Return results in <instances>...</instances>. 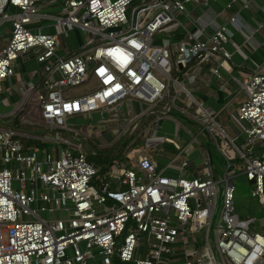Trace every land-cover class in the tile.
Listing matches in <instances>:
<instances>
[{
  "label": "built area",
  "instance_id": "obj_1",
  "mask_svg": "<svg viewBox=\"0 0 264 264\" xmlns=\"http://www.w3.org/2000/svg\"><path fill=\"white\" fill-rule=\"evenodd\" d=\"M132 1L0 0V29L9 27V36L0 40V92L3 82L16 74L15 64L33 57L42 65L43 90L31 86L24 97L34 93L40 116L54 133L49 140L62 143L55 157L39 146L26 147L23 130L0 125V162L22 165L0 166V264H264V231H259L264 230V150L252 148L256 141L264 145V70L260 66L241 80L233 78L246 96L230 114L245 137L246 152L180 78L191 66L204 65L219 76L232 56L225 49L232 34L229 26L245 36L248 46L253 32L236 13L210 33L196 27L186 39L156 44L157 32L181 26L177 15H186L193 0L141 2L135 6L141 9L134 27L129 24ZM53 2L59 4L55 31L45 32L38 25L39 12ZM248 7L244 2L241 9ZM74 27L83 32V45L59 56L61 37ZM88 75L93 90L80 96L64 92L82 85ZM182 94L186 100L178 103ZM134 99L147 107L127 124L135 127L140 116L151 114L156 121L172 118L176 112L197 124L206 145L172 118L177 131L191 133L178 146L175 159L182 160L171 162L176 175L165 174L155 158L145 156L135 168L115 164L119 187L110 188L108 182L95 186L96 168L84 148L68 138L75 132L68 118L106 110L117 119ZM164 139L146 141L150 145ZM208 144L223 155L221 165L212 160ZM193 149L201 157L196 175L187 172ZM239 175L250 183L249 198L258 199L262 218L254 213L240 217L235 209L233 179ZM36 182L41 190L33 187ZM58 210L67 215L46 219L39 214Z\"/></svg>",
  "mask_w": 264,
  "mask_h": 264
},
{
  "label": "crops",
  "instance_id": "obj_2",
  "mask_svg": "<svg viewBox=\"0 0 264 264\" xmlns=\"http://www.w3.org/2000/svg\"><path fill=\"white\" fill-rule=\"evenodd\" d=\"M145 1L146 0H137L134 7ZM244 2H248L249 7L247 9H241ZM263 2V0H212L205 4L201 0H193L191 3L187 4L186 15H177L181 26L175 29L159 31L153 36V42L156 44L166 42L176 43L179 40L186 39L188 33H196V27L201 28L205 33H210L217 25L227 24L229 18L238 13L240 21L253 32L250 37V46L245 44V36L240 31L229 26L232 34L225 44V49L231 52L232 56L226 65L219 71V76H214L209 69V65H204L191 66L187 74L180 78L182 79L181 83L200 101L202 106L211 113L216 114V123L223 129L225 134L233 140L236 147L245 152L247 148L245 137L232 123L230 114L245 100L246 96L233 78L241 80L252 69L260 66L264 70V8L262 9L260 7ZM229 3L230 5H228ZM58 5V2H53L51 4H46V6L40 10L38 25L41 26L43 31H55L53 27V16L59 13ZM130 12H132V9ZM129 15L130 19L131 13ZM129 24L131 26L130 20ZM124 27H127V25H124ZM69 31L72 32V38H69L68 35L61 38L57 48V54L59 56L76 51L83 45V32L75 27L70 28ZM76 33L78 35L74 39L73 36ZM0 34L5 37L9 36V27L6 25V27L1 28ZM198 37L203 38L204 35L199 33ZM41 66L42 65L36 62L31 56L15 64L14 70L16 74L3 82L2 91L0 92V125L7 124L11 126V124H13L14 126L22 127H19V129L27 134L26 137L22 138V143L26 144V147L31 146V143L29 144L28 141H37L39 142L37 145L41 148L43 153L49 152L57 157L58 147L61 146L62 143L58 145L49 140L51 136V132H49L50 128L47 125L43 126L44 122L41 123L40 120V110L37 107H33V104L36 103L34 100V93L30 95V97H24L26 90L31 86L34 87L35 90H43L40 82ZM187 77H190L192 81H190L188 85H185L183 79ZM90 83L92 86L90 90H81L74 96H80L93 90L94 83L92 78L90 79ZM241 93L243 97H239ZM181 100H186L183 94L178 99V103H180ZM146 107V104L136 101L135 99L128 102V106L126 105L117 116L116 124L119 125L118 132H112V140L100 141L99 148H91L86 145L82 140L81 134L90 138L106 134L103 127L96 123H92L91 120L92 118H96L97 120L101 119L102 112L96 111L90 113L88 116L79 114L68 118V123L75 132H71L72 134H68L67 136L70 141L80 144L84 148L86 155L88 153L91 155L105 154L113 146L117 145L118 147L120 144L125 143L126 145L124 148L127 149V151H132L135 156L131 161L129 159L121 161L113 160L108 166L104 163L103 165H106V171L102 175L94 178L93 184L95 186L108 182L110 188L119 187L116 177L118 172L115 169V164L119 163L129 168H135L138 160L145 156L155 158L158 168L164 169L165 174L176 175L177 169L171 165V162L177 155L178 146L186 144L191 133V135H197L202 146L206 145L207 139L204 135L198 134L199 130L197 124L179 118V116L175 114L176 112L172 113V118L176 119L177 122L181 121L180 123L191 132H189L190 134L184 129L177 131L178 126H176L172 118L162 117L156 121L155 114L140 116L135 127L127 124L133 116L138 115V113L143 111ZM159 110L161 111V107ZM36 117L39 118V121L36 120ZM81 119L85 121V124L77 130L75 127L80 123ZM87 123L91 125L87 126ZM125 132L127 136H124ZM156 136L165 139L163 142L148 145L146 140ZM112 141L114 143L116 142V144L111 145ZM149 147H152L154 150L147 151ZM206 147L210 151V154L212 153L211 155L214 158L215 164L218 166L221 165L223 162V155L211 144H208ZM252 148L257 152H261L264 150V145L256 141ZM189 155L191 158L194 157V161L195 158H200L198 156L199 152H197L196 149L191 150ZM182 158L183 157L180 156L176 158L175 161H181ZM0 166L7 167L8 164L0 162ZM200 166L201 162L200 164L192 162L187 168V172L190 175H196L197 167ZM30 187L31 186L27 183V190H30ZM33 187L37 190H41V183L36 182ZM234 206L239 214L245 216L253 214L255 211V206L250 204L248 195L240 197L235 196ZM49 213L52 218H63L67 215V212L64 210ZM62 213L64 216H62ZM39 214L41 217L45 218L48 212H41ZM171 264H181V262L180 260H173Z\"/></svg>",
  "mask_w": 264,
  "mask_h": 264
},
{
  "label": "rangeland",
  "instance_id": "obj_3",
  "mask_svg": "<svg viewBox=\"0 0 264 264\" xmlns=\"http://www.w3.org/2000/svg\"><path fill=\"white\" fill-rule=\"evenodd\" d=\"M136 1L137 0H133L131 2V4L129 5V8H132L135 5ZM65 35H68L69 38H72V32L69 31V29H67ZM77 35H78L77 33L74 34L73 38L75 39ZM3 37H5V36L1 35L0 40H2ZM61 38H63V37H61ZM90 79H91V75H88L87 78H86V80H85V82L82 85H79V86H76V87H68V88H66L64 90V92H66V93L74 96L75 94L79 93L81 90H84V91L90 90L92 88V86L90 85L91 84L90 83ZM181 81H182V79H181ZM190 81H192V79L190 77H187V78L183 79V83L185 85H188L190 83ZM239 97H243V94L241 93L239 95ZM33 107H37L38 109H40V105L37 102L35 104H33ZM212 115L216 116L215 113H212ZM36 120L39 121V118L36 117ZM40 120H41V123H42L43 122V119L41 118V116H40ZM91 120H92V123H96L99 126L103 127L105 129V132H106L105 135L95 136L94 138H90L88 136H85V135H82L81 134V137H82L83 142L86 145H88L89 147H91V148H99V142L100 141H103V140H112V136H111L112 132L113 131L118 132L119 125L116 124L117 123L116 122L117 119L114 118L106 110L105 111L104 110L102 111V118L101 119L97 120L96 118H92ZM84 122L85 121L81 119L80 120V123L75 127V129L79 130L80 127H83L84 124H85ZM86 125L87 126H90L91 124H88L87 123ZM43 126H45V124ZM49 132H51V135H54V133L52 131H49ZM115 144H116V142L115 143L113 141L111 142V145H115ZM153 150L154 149L152 147L147 148V151H153ZM125 152H127V149H125V148L122 149V154H125ZM96 157H97V155H91V162L88 159L87 160L90 163H92V162L95 163ZM127 157L131 161L132 159H134L135 156L132 153V151H128L127 152ZM194 162L196 164H200L201 157L199 159L195 158V161ZM12 165L13 164H8L7 167L14 168L15 166L14 165L12 166ZM16 166H22V165L21 164H18ZM98 166L99 165H97V167ZM233 182H234L235 187H236L235 196H239L240 197V196H246V195H248V197H249V191H250L251 185H250V183H248L247 181H245V178L243 177V175H239V176L234 177ZM250 204L252 206H256V207L259 206L260 207V209L259 210H255L254 213H255V216H256L257 219L262 218L263 217V209L259 205L260 203H259L258 199L257 198H251L250 199ZM240 215H241L240 217L245 216V215H242V214H240ZM62 216H64L63 213H62ZM45 218L46 219H50V218H52V216H51L50 213H48V214H46ZM259 231L263 232L264 230L263 229H260ZM196 236L198 238H202V235H196ZM145 245L146 244H144V242L141 243V251L139 253L140 255H143V251H144Z\"/></svg>",
  "mask_w": 264,
  "mask_h": 264
},
{
  "label": "trees",
  "instance_id": "obj_4",
  "mask_svg": "<svg viewBox=\"0 0 264 264\" xmlns=\"http://www.w3.org/2000/svg\"><path fill=\"white\" fill-rule=\"evenodd\" d=\"M11 126H14V125L11 124ZM14 127L19 128L20 126H14ZM28 142L29 144L31 143V146H38L37 144H39V142L37 141H28ZM125 145H126L125 143L120 144V146L118 147L117 145H115L105 154H97L95 163L92 162L94 167L96 168V176L102 175L106 171V165L108 166V164L112 163L113 160H118V161L125 160V159L128 160V157H127L128 151L125 152V154H122V149L124 148ZM86 157L91 162V154L88 153ZM104 163H106V165H103ZM97 165L99 166L97 167Z\"/></svg>",
  "mask_w": 264,
  "mask_h": 264
},
{
  "label": "water",
  "instance_id": "obj_5",
  "mask_svg": "<svg viewBox=\"0 0 264 264\" xmlns=\"http://www.w3.org/2000/svg\"><path fill=\"white\" fill-rule=\"evenodd\" d=\"M141 9V7H135L132 9V12H131V17H130V21H131V26L134 27L135 24H136V18H137V13L138 11ZM212 154V153H211ZM212 157V160L214 161V158L213 156L211 155Z\"/></svg>",
  "mask_w": 264,
  "mask_h": 264
}]
</instances>
